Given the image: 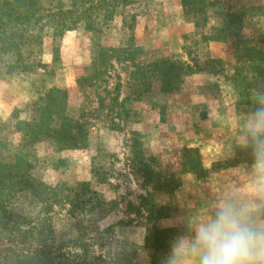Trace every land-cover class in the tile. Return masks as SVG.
I'll return each mask as SVG.
<instances>
[{"label": "rangeland", "instance_id": "rangeland-1", "mask_svg": "<svg viewBox=\"0 0 264 264\" xmlns=\"http://www.w3.org/2000/svg\"><path fill=\"white\" fill-rule=\"evenodd\" d=\"M131 2L111 19L94 14L91 27L74 16V28L56 35L53 22L42 21L40 42L24 48L26 66L10 70L8 55L0 63V124H10L9 141L20 142L12 116L30 119L51 87L66 91L67 112L87 138L76 149L50 140L30 148L32 174L56 187L62 201L43 209L20 194L13 210L35 229L27 228L26 241L1 234L0 262L21 254L55 264H150L153 257L161 264L189 215L210 213L230 192L248 196L242 186L224 187L219 174L252 163L235 137L264 78L248 74L240 83L232 43L210 37L221 10H249L264 0H206L215 6L197 26L181 0ZM69 3L63 0L64 10ZM40 7L59 4L41 0ZM255 25L247 22L246 35ZM101 51L128 59L105 64ZM177 58L189 68L175 91H161L149 73L150 83L138 82L143 64ZM156 235L163 243L157 252Z\"/></svg>", "mask_w": 264, "mask_h": 264}, {"label": "trees", "instance_id": "trees-1", "mask_svg": "<svg viewBox=\"0 0 264 264\" xmlns=\"http://www.w3.org/2000/svg\"><path fill=\"white\" fill-rule=\"evenodd\" d=\"M59 7L53 10L42 9L41 0H0V63L8 55L12 60L8 65L10 70L26 66L23 55L24 48L40 42V31L43 25L53 22L54 35L66 28H74V19L89 25L93 23V15H101L104 19L113 18L119 9L130 5L131 0H69L68 9L62 7L63 0H56ZM186 10L196 19L207 22L208 9L215 3L206 0H181ZM220 22L213 28L214 35L210 37L216 42H231L234 57L240 66L236 74L241 82H247L248 74L264 78V6H253L249 10H221ZM262 19V18H261ZM256 23L252 33L246 35L247 22ZM261 21V22H260ZM121 52L127 53L126 49ZM102 63L115 57L107 51L99 54ZM127 58V57H126ZM128 59V58H127ZM125 59V60H127ZM130 60V59H129ZM133 60V59H132ZM140 66V65H139ZM146 68V70H144ZM189 65L177 59L155 60L139 69V83L146 84L148 73L154 75L160 84V90L169 93L177 89L181 79L180 73H186ZM150 75V76H152ZM149 78V77H148ZM87 80V79H80ZM262 80V79H253ZM68 96L64 89L51 87L45 90L34 103L33 115L28 120H21L16 114L12 116L13 129L19 134L20 142L14 144L5 137L4 132L10 124H0V235H13L20 241H26L28 229H35L32 222L16 213L13 205L22 193H29L43 209H51L53 204H60L62 197L55 192L56 187L46 185L32 174L30 148L43 140H50L60 146V149H76L86 143V133L82 125L69 116L67 112ZM153 245L157 252L163 243L158 236ZM150 264H159L153 257ZM0 264H55L43 257L32 258L15 255L12 259ZM57 264V263H56Z\"/></svg>", "mask_w": 264, "mask_h": 264}, {"label": "clouds", "instance_id": "clouds-1", "mask_svg": "<svg viewBox=\"0 0 264 264\" xmlns=\"http://www.w3.org/2000/svg\"><path fill=\"white\" fill-rule=\"evenodd\" d=\"M238 121L235 140L250 151L257 181L250 197L230 192L208 214H192L171 241L161 264H264V87Z\"/></svg>", "mask_w": 264, "mask_h": 264}, {"label": "crops", "instance_id": "crops-1", "mask_svg": "<svg viewBox=\"0 0 264 264\" xmlns=\"http://www.w3.org/2000/svg\"><path fill=\"white\" fill-rule=\"evenodd\" d=\"M250 170L255 172L252 163L248 164L245 162H240L235 167L222 169L220 171L219 177H222L223 183L227 182L224 184V187L227 186L233 189L235 185H237V187L242 186L243 190L247 192V197H250L252 194V187L256 183L254 180L256 176L250 178L247 174Z\"/></svg>", "mask_w": 264, "mask_h": 264}]
</instances>
